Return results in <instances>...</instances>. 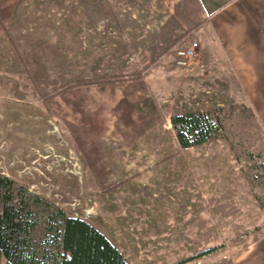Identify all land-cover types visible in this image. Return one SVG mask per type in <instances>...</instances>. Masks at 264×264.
Returning <instances> with one entry per match:
<instances>
[{"label": "rangeland", "instance_id": "374dc122", "mask_svg": "<svg viewBox=\"0 0 264 264\" xmlns=\"http://www.w3.org/2000/svg\"><path fill=\"white\" fill-rule=\"evenodd\" d=\"M203 24L197 0H0V205L22 241L15 261L60 263L59 211L144 264L264 235V125L213 48L207 72ZM190 112L222 127L183 148L171 117Z\"/></svg>", "mask_w": 264, "mask_h": 264}, {"label": "crops", "instance_id": "0c3cea01", "mask_svg": "<svg viewBox=\"0 0 264 264\" xmlns=\"http://www.w3.org/2000/svg\"><path fill=\"white\" fill-rule=\"evenodd\" d=\"M197 2L204 20L200 51L202 59L209 65L207 72L212 63L205 54L213 48L218 60L231 73L229 76L236 80L240 91L256 109L264 125V0ZM148 251L143 250L147 255ZM201 252L189 251V255H183L174 264H264V235L237 251L219 253L212 249L200 255ZM125 256L129 264H144L135 257Z\"/></svg>", "mask_w": 264, "mask_h": 264}, {"label": "trees", "instance_id": "16d2710c", "mask_svg": "<svg viewBox=\"0 0 264 264\" xmlns=\"http://www.w3.org/2000/svg\"><path fill=\"white\" fill-rule=\"evenodd\" d=\"M171 122L183 148L208 142L222 127L220 117L210 112L176 114L171 117ZM58 213L62 220V229L58 235L62 237L66 251L59 264H129L123 252L95 226L84 219L67 216L62 211ZM10 216V212L3 210L0 205V264L4 256L9 259L7 264H36L35 258L27 255L25 251L20 252L17 261L10 252L14 242L17 246L22 242L6 232V223ZM11 222L15 225L13 220ZM211 250L203 251L200 255Z\"/></svg>", "mask_w": 264, "mask_h": 264}, {"label": "built area", "instance_id": "2783aa9c", "mask_svg": "<svg viewBox=\"0 0 264 264\" xmlns=\"http://www.w3.org/2000/svg\"><path fill=\"white\" fill-rule=\"evenodd\" d=\"M199 42L194 40L187 46L180 47L175 52V57L179 65H187L193 57L198 55Z\"/></svg>", "mask_w": 264, "mask_h": 264}]
</instances>
